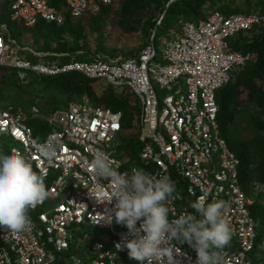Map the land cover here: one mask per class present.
Instances as JSON below:
<instances>
[{"label": "built area", "instance_id": "built-area-1", "mask_svg": "<svg viewBox=\"0 0 264 264\" xmlns=\"http://www.w3.org/2000/svg\"><path fill=\"white\" fill-rule=\"evenodd\" d=\"M57 1L62 8L50 0H0V14L7 6L11 20L24 27H34L40 20L62 25L66 16L79 19L114 5L116 0ZM176 1H168L157 27ZM263 26L264 13L215 10L197 22L183 21L178 33L170 31L173 38L162 39L160 55L156 27L137 53L125 57L106 53L90 60L60 62L57 59L67 53L37 52L23 46L11 36L8 25L1 23L0 67L15 71L21 82H28L30 73L45 77L78 73L130 92L138 104L134 124L141 147L134 162L133 156L122 151L123 144L113 147L117 136L126 132L123 112L87 99L71 101L64 109L47 114L38 101L31 105L0 104V143L11 141L9 149L3 145L0 149L15 150L26 157L42 175L48 193L45 200L29 208L30 224L23 231L12 233L0 226V264H139L128 257L123 245L136 234L114 218L111 223L102 220L114 217L116 199L111 200L109 181L96 177L89 167L95 151L105 152L120 173L142 168L158 178L170 177L176 185V192L167 201L170 219L191 212L190 203L198 198L203 197L205 204L224 201L223 218L233 233L222 252L224 264H255L256 227L250 211L255 198L242 188L241 159L221 134L217 93L231 81L235 67L253 61L251 52L233 48L231 38ZM27 50L46 60L23 58L20 53ZM158 55L160 60L156 61ZM161 91H165L162 98ZM37 121H45L49 127L41 132L45 133L41 139L35 130ZM49 141L63 145L52 162L40 155L38 147ZM251 189L264 196V184L254 181ZM139 225L138 221L137 228ZM95 229L103 235L91 234ZM76 231L83 233V238L77 239ZM75 241L78 243L73 247ZM82 247L88 250L86 255ZM176 247L175 264H195V250L187 243ZM258 248L261 256L264 240ZM72 250L77 253L71 257Z\"/></svg>", "mask_w": 264, "mask_h": 264}, {"label": "rangeland", "instance_id": "rangeland-1", "mask_svg": "<svg viewBox=\"0 0 264 264\" xmlns=\"http://www.w3.org/2000/svg\"><path fill=\"white\" fill-rule=\"evenodd\" d=\"M160 1L162 0H116L113 6L103 11V14L99 15L100 12L89 13L71 23L72 30L69 27L63 28L49 24L42 27H24L17 21L11 20L10 10L5 6L4 11L0 14V24L6 23L11 36L23 46L30 47L37 52L67 53L57 59L60 62H63V59L67 57L90 60L94 56L106 53L120 54L125 57L141 50L153 30L156 29L157 21L166 9L165 7L164 10H161ZM191 1L193 0H188L194 13L184 8L180 9V4L175 3L174 6L170 7L168 15L175 17V20H196L197 22V20L205 18L209 11L214 9L264 13V0H214L208 1L202 6L195 5L197 0H195V4ZM158 13H161L159 18L157 17ZM155 17L158 19L156 24L152 26L151 23L154 22ZM166 17L167 13L165 19ZM177 27L175 24H171L167 31L162 27H157L156 45L159 55L163 48L162 39L164 37L166 39L173 38L170 31H177ZM262 28V30L254 31L246 37L245 48L253 54V62L248 67L238 70L239 72L253 71L263 57L264 26ZM11 46L14 48L13 44ZM20 54L23 58L31 61L44 62L46 60V58H37L28 50ZM159 55L156 61L160 60ZM55 57L48 56L47 59ZM67 78V80H63L59 77H41L30 73L29 81L23 83L16 77L15 71L0 67V104L31 105L38 101L44 114L56 108L64 109L65 105L71 101H82L80 100V93L73 87V82L78 80L82 83L84 78L80 75H71ZM92 82L94 85L93 92L87 96L90 102L104 105L107 102V97L109 100L111 97H116L127 102L123 112L127 116L128 127L125 134L118 135L112 144L113 147H116L117 143L123 144L121 149L124 151L126 149L125 139H131L129 142H134L138 137V129L134 124L139 115L137 101L126 89L111 87L101 80H92ZM65 83L66 87H63ZM180 85L185 89L183 81L180 82ZM262 89H264V73L259 77H252L246 82H243L236 75L227 87L229 90L226 114L227 135L235 145L247 153L252 168L255 164L256 167L261 164L264 165V152L262 155L257 153L259 147L264 146V94H262L264 92L261 93ZM164 94L165 91H161L160 97L162 98ZM46 124L47 122L43 123L42 121L34 123L35 126L45 127V131H47L49 127ZM44 135L45 133H41L37 137L41 139ZM5 143V145L3 143L0 145H3L7 150L10 147V139H5ZM136 153L138 155L139 151ZM87 228L84 227L83 229ZM74 229L77 230V228ZM94 232L97 236L103 235L100 230L95 229L91 234ZM84 248L82 247L80 250L86 255L88 250H84ZM71 252H73L69 254L71 257L77 253L73 250Z\"/></svg>", "mask_w": 264, "mask_h": 264}, {"label": "clouds", "instance_id": "clouds-1", "mask_svg": "<svg viewBox=\"0 0 264 264\" xmlns=\"http://www.w3.org/2000/svg\"><path fill=\"white\" fill-rule=\"evenodd\" d=\"M38 147L40 155L52 162L63 145L49 141ZM127 154L135 158L137 155L133 151ZM89 167L96 177L109 181L113 187L111 200L116 199L114 217L102 220L111 223L114 218L136 234L135 238L123 241L130 259L139 264H164L167 258V264H175L176 246L187 243L196 252L195 264H224L222 252L233 235L223 218L224 201L205 204L201 197L190 203L191 212L184 211L170 219L167 201L176 192L170 177L158 178L142 168L120 173L103 151L93 152ZM47 195L42 175L33 170L26 157L15 150L0 149V226L12 233L23 231L30 224L29 208ZM116 248L120 250L121 244Z\"/></svg>", "mask_w": 264, "mask_h": 264}, {"label": "trees", "instance_id": "trees-1", "mask_svg": "<svg viewBox=\"0 0 264 264\" xmlns=\"http://www.w3.org/2000/svg\"><path fill=\"white\" fill-rule=\"evenodd\" d=\"M56 1L57 0H50V3L51 4H56V5H58L59 8L60 7L62 8V5L60 4V2H58V1L56 2ZM166 1L167 0L160 1L159 5L162 7L161 10L165 9ZM208 1H214V0H197L196 4H195V0H193V1H191V3H194L197 6H202V5L206 4V2H208ZM175 3L176 4H178V3L180 4V6H179L180 9L184 8L185 10L194 13L192 8H191L190 3L188 2V0H178V1L174 2V3H172L173 5L171 4L168 7V9L166 11L167 17H166V19L164 17L165 20L164 19L162 20V24L159 27H162L164 30L167 31L168 29H170L169 26H171V24L172 25L175 24V27L178 26L177 27L178 30L175 31V32L178 33L180 31L181 23L184 20H182V19L175 20V17L173 18V17H171L170 14L168 15L170 7L174 6ZM111 6H113V5H111ZM111 6L101 7L99 9V11H98V12H100L99 15L103 14V11H105L106 9H108ZM215 10H217V9L209 11L208 14H210L211 12H213ZM218 10H220V11L226 13V14H230L232 12H236L234 10L233 11H228L226 9H218ZM171 11H173V10H171ZM246 13H251V12H246ZM257 13H262V12H257ZM160 14L161 13H158V16H157L158 18H159ZM173 14H175L174 11H173ZM157 17H155L154 22L151 23L152 26H154L156 24V21L158 19ZM187 18H189V17H187ZM79 19H81V18H79ZM79 19H72L69 16H66L65 22L62 25H57L55 23H48V22H45L43 20H40L35 25V27H42V26H45V25L49 24V25H55V26H59V27H63V28L69 27L72 30L73 27H71L70 24L73 23L76 20H79ZM199 20H202V19H199ZM199 20H197V21H199ZM262 29L263 28L261 27V28L254 29V30L249 31V32H241V33L235 35L234 37L231 38V43H232L233 48L235 50H239V51H242V52H250L249 50H246V48H245V39H246V37L248 36V34H252V33H254V31L262 30ZM157 31H158V28H157ZM70 58L67 57V58H65L63 60L64 61H66V60L69 61V60L75 59V58H73V59H70ZM85 58H88V57H85ZM252 62L253 61L249 62L248 64H246L243 67H235L232 70V72H231V81L226 86H224L221 90H219L218 93H217V102H218V106H219L218 121H219V124H220L221 134L228 141V144H229L230 148L233 151H235L237 153V155L241 159L240 180H241L242 188L248 193V196H251V197L255 198V202L250 206L251 214L255 218V227H256V246L254 248L252 256H253V259L255 261V264H258L257 263L258 261H260V260L264 261V253L261 256H258V254H257V253H260L259 248H258V244L261 243L264 240V204H263L264 203V196L255 195L253 193L252 189H251V185H252V182H254V181H257V182H260V183L264 184V165L261 164V165L256 167V164H255L254 167L252 168V163H249L250 157L247 156V153L242 148L240 149L238 147V145H235L234 142L231 140V138H229V136L227 135L228 131H227V122H226V114H227V109H228V107H227V96H228V93H229V90H227V87L232 83V80H233L234 76L238 75L239 78L243 82H246V81L250 80L252 77H259V76H261V74L264 73V55L261 58V60L259 61V63L255 66L253 71L248 72V73H243L242 71L241 72L238 71L240 69L242 70V68L244 69L245 67H248ZM71 75H74V76L80 75V76H82L84 78L82 83H80L78 80H74L73 87L80 93V97H81L80 100L87 99V96H89V93L93 92L94 85H93L92 80H90V79H88V78H86L83 75L78 74V73H71V74L59 75V76H54V77H59V78H62L63 80H65V79L67 80L68 79L67 77H69ZM41 77H45V76H41ZM109 86H111V85H109ZM63 87H66V83L63 84ZM262 92H264V89L261 90V93ZM262 94H264V93H262ZM126 104H127V102L125 100L117 99L116 97H111L110 100H109V98L107 97V102H106V104H104V106L111 107L114 110H121L123 112V109H124ZM65 106H67V105H65ZM123 114H124V127L127 128L128 127V124L126 123L127 122V116H126L125 112H123ZM42 122L45 123L44 121H42ZM35 130H36V134H40L41 132L45 131V127H41L40 125L39 126H35ZM129 140H131V139H129ZM129 140L128 141L126 140V144L127 145L125 144L126 148H127L126 149L127 153H130V151H133V153L134 152L136 153L138 150H140L141 146H140V142H139L138 138H136V140L134 142H129ZM263 152H264V146L262 145L257 150V153L259 155H262ZM134 159L135 158L133 156L131 162H134L133 161ZM82 236H83V233H81L79 231H76V238L77 239L78 238H82ZM77 243L78 242L75 241L73 247ZM83 246H84V244H83Z\"/></svg>", "mask_w": 264, "mask_h": 264}]
</instances>
